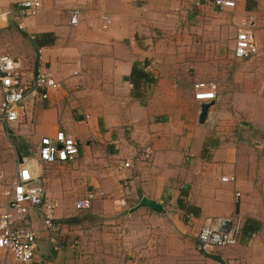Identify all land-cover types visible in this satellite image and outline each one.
Listing matches in <instances>:
<instances>
[{"label": "crops", "instance_id": "obj_1", "mask_svg": "<svg viewBox=\"0 0 264 264\" xmlns=\"http://www.w3.org/2000/svg\"><path fill=\"white\" fill-rule=\"evenodd\" d=\"M17 1L0 0V52L25 60L26 79L32 81L42 64L60 84L46 99L27 95V103L34 101L32 118L12 125L0 121L20 137L18 164L34 158L38 181L58 201L56 217L65 223L51 233L40 209L15 213L18 225L38 231L36 260L82 263L85 246L73 238L65 240L81 226L72 218L74 211L82 212L77 201L90 189H99L105 195L88 211L97 209L105 216L138 204L140 195L163 204L162 212L148 207L134 211L164 225L151 229L145 251L153 257L148 258L150 264H264V128L248 129L255 144L225 142L215 130L217 112L211 113L215 121L209 113L200 122L204 101L195 98L194 89L199 81H214V105L222 98V72L233 68L230 61L225 63L221 47L225 37L219 27L226 22L234 35L237 26L252 28L258 42L253 68L258 65L264 72V0H235L234 7L225 8L206 0H45L30 15ZM197 1L203 3L197 6ZM74 8L81 9L78 25L70 23ZM105 15L112 20L107 28ZM234 38L228 44L233 53ZM135 69L150 79L135 84ZM261 99L264 102V96ZM60 129L77 139L78 157L73 162H41V138ZM147 146L155 152L150 161L122 167ZM18 164L8 173L7 190L0 188V194L4 190L7 195L6 200L0 195V213ZM223 176L236 180L225 181ZM237 190L242 192L240 204L235 203ZM132 214L129 210L116 221L128 222ZM209 218L239 222L238 242L213 254L201 251L194 236ZM173 228L181 233V250H172L168 238L159 240ZM122 238L121 245L101 246V264H121L115 260L121 246L130 256L127 264L135 261V238Z\"/></svg>", "mask_w": 264, "mask_h": 264}, {"label": "built area", "instance_id": "obj_2", "mask_svg": "<svg viewBox=\"0 0 264 264\" xmlns=\"http://www.w3.org/2000/svg\"><path fill=\"white\" fill-rule=\"evenodd\" d=\"M45 0H19L17 4L25 14H35L43 7ZM58 2L59 0H53ZM218 7H234L235 0H206ZM203 2L197 1L199 6ZM81 18V9L71 11L70 23L78 25ZM103 27L111 23L110 15L103 17ZM34 38V36H32ZM258 42L250 26H242L237 30L234 54L238 59H248L257 54ZM53 74L44 65L40 64L35 72L34 79H26L25 60L8 53L0 52V121L12 125L32 118L34 101L27 103L29 93L41 98L49 97V90L59 88ZM195 98L204 102H215L218 98V85L214 81H199L194 85ZM209 118L216 120L212 110ZM208 113V114H209ZM151 146L145 147L140 154L123 162L122 167L134 168L136 164L150 161L154 156ZM79 154L78 141L72 135L60 129L54 136H43L39 145V160L44 163L73 162ZM34 158H24L19 162L17 172L12 181V188L8 192V202L5 210L0 213V249L10 258L20 264H43L36 260L39 234L35 229L16 223L15 213L30 214L34 208L42 211L43 223L51 233H58L65 223L56 217L58 201L51 197L47 189L38 180L40 178ZM126 178V177H124ZM225 181H235L234 176H223ZM105 192L90 189L85 198L77 201V210L84 211L93 207ZM242 192H235V203L240 204ZM125 204V202H123ZM225 218H209L202 225L198 233L199 249L207 254H213L220 249L235 245L240 234V223L231 222L226 227ZM129 264H137L132 261Z\"/></svg>", "mask_w": 264, "mask_h": 264}, {"label": "rangeland", "instance_id": "obj_3", "mask_svg": "<svg viewBox=\"0 0 264 264\" xmlns=\"http://www.w3.org/2000/svg\"><path fill=\"white\" fill-rule=\"evenodd\" d=\"M219 29L224 33L225 37H223L224 44L221 46L223 48L225 47V56L223 59L226 60V64L230 61L233 68L232 70L227 68L226 72H222V76L226 73V78L220 89L222 98L219 100V103L217 102L215 103L216 105L213 104L210 107L211 110L217 112L215 130L220 132L218 136L221 137L223 135V140H225V142L235 143L237 146L244 144L252 145L255 144V141L249 139L248 129L251 127L252 130L254 128L258 131L264 128V102H261V98L264 96V72L258 70V65L253 68L254 63L258 60V54L248 59L239 60L234 57L233 48L228 47V44L234 36L236 38V34L234 35L231 30H228V22L220 25ZM19 141V135L15 134L10 126L6 127L0 123V188L5 190H7L11 182L10 175H8L9 171L18 164ZM28 145L30 146L29 143ZM3 191L4 190H2L0 195H3L6 200L7 195L3 193ZM135 205H137L136 201L133 204L125 205V210L120 211L118 215L114 213L105 216L97 209H91L92 211L86 210L79 213L74 211L72 213L76 215L72 216V218L79 219L78 222L74 221L81 224V226L77 228L76 232L73 231L74 233H68L67 236L69 237L65 242L73 238L74 242L76 241L78 245L81 244L85 246L82 254L84 259L81 264H101L100 261L105 259L103 256H100L103 252V247L101 249V246H104L106 243L109 245H121L122 242H119V240H123V236L130 237V239L133 237L135 238V249L137 254H135L133 260L138 264L147 263L148 258L151 260L153 259L152 256L145 254L147 247L151 244L150 238L153 234L151 229L162 228L164 225L162 223L149 221L147 217H139L135 212H132L133 214L129 216L130 218L128 217V220L130 219L128 222L126 220L123 222H119V220L116 221L118 218L124 216L123 214L128 215L129 210ZM170 211L173 214L174 210L170 209ZM170 222L173 224L174 221L170 220ZM130 232H132V235L129 236ZM196 232H198V229ZM121 235L123 236L121 237ZM162 238L170 239L172 250L176 251L180 249L178 246L181 245V241L179 242V240L182 238L178 228H175V230L173 228L169 236H161L159 240L163 241ZM194 238V241H196L195 243L198 244V235H195ZM61 241L62 240H58V243L60 244ZM63 243L64 241L61 242V244ZM121 249L122 253H118L115 260L117 259L121 264H127L130 256L128 253L124 252L122 246ZM121 249L119 250L121 251ZM85 261H87V263H85ZM0 264L20 263L12 258H10V262H7V256L4 254V251L0 249ZM147 264L150 263L148 262Z\"/></svg>", "mask_w": 264, "mask_h": 264}, {"label": "water", "instance_id": "obj_4", "mask_svg": "<svg viewBox=\"0 0 264 264\" xmlns=\"http://www.w3.org/2000/svg\"><path fill=\"white\" fill-rule=\"evenodd\" d=\"M213 104H214V102H204L201 104V112H200V122L201 123H203L206 120L207 115L209 113V109ZM141 207L151 208L155 212H162L164 209V206L161 202H159L156 199L144 196V195H140L139 203L137 205H135L134 207H132L130 209V211L134 212ZM230 224H231V221L227 219L226 220V227H229Z\"/></svg>", "mask_w": 264, "mask_h": 264}, {"label": "trees", "instance_id": "obj_5", "mask_svg": "<svg viewBox=\"0 0 264 264\" xmlns=\"http://www.w3.org/2000/svg\"><path fill=\"white\" fill-rule=\"evenodd\" d=\"M132 79L135 82V84H139L140 81L142 80H149V75L148 73L144 72L143 70H139V69H135L134 73L132 74ZM248 230H252L251 226H248V228H246ZM251 232V231H250Z\"/></svg>", "mask_w": 264, "mask_h": 264}]
</instances>
